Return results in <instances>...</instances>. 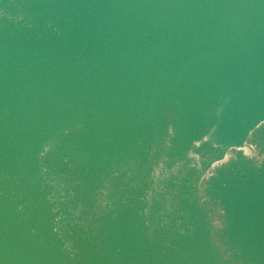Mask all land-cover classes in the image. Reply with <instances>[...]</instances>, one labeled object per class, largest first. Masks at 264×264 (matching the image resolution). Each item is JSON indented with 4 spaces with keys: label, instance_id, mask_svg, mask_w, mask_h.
Returning a JSON list of instances; mask_svg holds the SVG:
<instances>
[{
    "label": "water",
    "instance_id": "water-1",
    "mask_svg": "<svg viewBox=\"0 0 264 264\" xmlns=\"http://www.w3.org/2000/svg\"><path fill=\"white\" fill-rule=\"evenodd\" d=\"M0 264H264V0H0Z\"/></svg>",
    "mask_w": 264,
    "mask_h": 264
}]
</instances>
